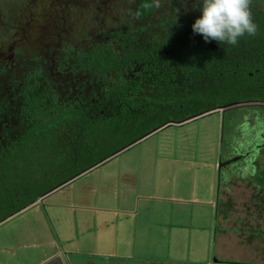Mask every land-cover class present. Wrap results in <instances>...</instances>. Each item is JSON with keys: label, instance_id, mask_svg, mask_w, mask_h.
I'll list each match as a JSON object with an SVG mask.
<instances>
[{"label": "trees", "instance_id": "1", "mask_svg": "<svg viewBox=\"0 0 264 264\" xmlns=\"http://www.w3.org/2000/svg\"><path fill=\"white\" fill-rule=\"evenodd\" d=\"M159 3L157 7L155 0H116L114 9L108 11L110 22L106 26L101 24L107 17L94 15L100 27L89 35L100 31L106 38L88 45L83 54H70L71 67L79 72L86 69L88 83L103 82L91 87V99L88 96L79 102L71 97L60 98L54 82L36 67L27 68L23 75L10 72L3 84L0 69V166L10 157L9 150L20 148L23 140L51 137L58 140L60 148L77 151L85 134L90 138L101 131L113 138L117 131L130 133L118 145L122 147L167 121H182L215 104L264 97V88L257 82V77L264 73L258 57L264 48L263 41L245 36L235 46L218 42L211 49L208 43L197 39L190 25L179 27L175 9L167 8L164 14L162 1ZM239 54L247 57L241 69L236 63ZM256 67L259 71L254 70ZM117 69L123 72L118 80L111 77ZM92 98L99 103L95 108L91 106ZM245 106L264 108V104L255 103ZM261 123L260 138L247 139L249 145L244 156L249 154V160L243 162L245 157L240 155L233 168L224 169L231 175L229 182H244L248 193L241 200L244 206L240 207L251 219L254 234L264 237V123ZM253 125L258 126L255 122ZM111 152L109 147L94 158L86 153V163L59 181ZM222 166L225 165L218 166V182L222 180ZM30 201L13 205L0 220ZM233 203L226 199L223 204L229 207Z\"/></svg>", "mask_w": 264, "mask_h": 264}, {"label": "crops", "instance_id": "2", "mask_svg": "<svg viewBox=\"0 0 264 264\" xmlns=\"http://www.w3.org/2000/svg\"><path fill=\"white\" fill-rule=\"evenodd\" d=\"M135 141L0 220V264H264V237L220 196L217 162L209 172L179 152L129 148Z\"/></svg>", "mask_w": 264, "mask_h": 264}, {"label": "rangeland", "instance_id": "3", "mask_svg": "<svg viewBox=\"0 0 264 264\" xmlns=\"http://www.w3.org/2000/svg\"><path fill=\"white\" fill-rule=\"evenodd\" d=\"M160 1L163 2L164 0ZM89 3L91 2H88L83 7L86 10V17L80 19L82 14L74 12L73 16L75 18L71 17L74 23L70 22L71 27H80L79 29L84 27V29H87V35L99 26L98 21L93 19V16L98 14L91 11L92 7L90 5L92 4ZM90 14H92V18L89 17ZM102 17L107 18H104L106 21L101 25H108L110 21L106 8L102 9ZM14 29L16 30V28ZM7 31L12 34L13 28H8ZM50 31L52 32L53 30ZM241 105L226 108L223 115L217 110H211L203 113V115L194 117L192 120L185 122L184 125H166L160 129L158 128L150 134L137 139L138 141L132 142L129 148L142 149L154 146L157 149L161 147V149L168 150V155L170 156H178L179 152L183 154L182 157H185L184 162L190 158L199 159V161L192 163H200L201 165L204 162L203 165L209 172L212 169L216 170V162L219 158L221 160L229 159L230 161L224 164L225 166H222L220 171L222 175L219 186L220 191L222 189L227 190L219 191L220 196L224 198L225 195H228L239 202V207L241 205L244 206L241 200H244L248 193L244 187V182L242 180L229 182L231 175L224 168H233L239 160L238 157L246 154L249 145L247 139L257 140L260 138L262 129L259 127L262 125L261 122L264 123V108ZM254 122L258 126H252ZM186 127L190 131L189 133L184 132ZM129 134L117 131L116 136L113 138H108V134L101 131L94 132L95 137L92 136L90 138H86L87 134H85L80 143V149L77 151L60 148L57 143L58 140L51 139V137L23 140L20 148L9 150L11 152L10 157L0 166V216L7 210L12 209L13 205L24 202L27 199L34 200L38 193L53 187L68 172L78 169L86 163V153L89 158H94L109 147L114 151V147H120L118 145L123 143ZM102 136H107V138L105 137L106 140H103ZM248 155L244 156L243 162L249 160ZM234 156L236 158L231 160L230 158ZM4 164L6 165L4 166ZM203 169H200L199 173L201 175L198 179L201 184L204 183L201 180L204 177L206 179L204 174H207ZM229 175L230 177H228ZM79 178L77 177L76 181ZM46 198L47 196L44 197V200H47ZM3 222L0 223V231L2 233L6 232L7 228ZM32 242L34 241L30 239L21 240L18 247L19 251L21 253L31 251L30 243Z\"/></svg>", "mask_w": 264, "mask_h": 264}, {"label": "flooded vegetation", "instance_id": "4", "mask_svg": "<svg viewBox=\"0 0 264 264\" xmlns=\"http://www.w3.org/2000/svg\"><path fill=\"white\" fill-rule=\"evenodd\" d=\"M88 2L92 4L90 5L92 7L91 11L102 16V9L106 8L107 12H110V9L112 11L116 0H0V69H2L1 74L3 73L2 83L5 84L6 77L10 75V72L23 75L27 68L36 67L47 73L48 77L54 82L60 98L71 97L79 102L85 100L88 96L91 99V87L103 85L102 80L97 82L94 80L92 83H88L85 79L88 76L86 69L79 72L75 70L74 66L71 67L70 65V54H83L88 45L96 41L100 42L105 37L101 36L100 31L97 33L91 32L90 35H87L88 31L84 27L79 29L80 27H71L70 25V22L74 23V12L83 15L80 19L86 17V10L83 7ZM162 5L164 6L162 9L164 14L167 13V8L176 10L179 27L182 25L192 27L195 19L202 15L200 11L202 0H199V3H197V0H164ZM252 14L254 22L258 25V32L255 36H248L247 34L245 36L264 42V0H253ZM91 15L90 18H92ZM8 28H13L12 34L7 31ZM195 36L205 42L202 35L195 34ZM205 43L213 44L210 48L214 49L218 42L212 40ZM238 56L239 61L236 63H238V69H241V65L245 63L247 57L245 54H239ZM258 57L260 65L263 67L262 72H264V48L262 54H258ZM134 70L135 68L132 69V71ZM254 70L259 71V68L256 67ZM250 73L248 71V74ZM122 75V70L117 69V72L113 73L111 77L118 80L122 78ZM257 82L258 86L263 89L264 73L257 77ZM95 93L98 95L96 91ZM92 100L91 106L95 108L99 103L95 98H92ZM254 103L264 104V97H259ZM221 104L224 103H218L211 107L217 108ZM247 104L250 103L241 106ZM225 109L217 108L215 110L223 115ZM170 123H163L154 130Z\"/></svg>", "mask_w": 264, "mask_h": 264}, {"label": "clouds", "instance_id": "5", "mask_svg": "<svg viewBox=\"0 0 264 264\" xmlns=\"http://www.w3.org/2000/svg\"><path fill=\"white\" fill-rule=\"evenodd\" d=\"M155 3L159 7V0ZM252 3L253 0H202V15L195 19L192 31L202 35L205 42L215 40L235 46L241 37L255 36L258 32Z\"/></svg>", "mask_w": 264, "mask_h": 264}, {"label": "water", "instance_id": "6", "mask_svg": "<svg viewBox=\"0 0 264 264\" xmlns=\"http://www.w3.org/2000/svg\"><path fill=\"white\" fill-rule=\"evenodd\" d=\"M212 45L213 44H211V43H208V46L209 47H212ZM254 102H256L255 100H235V101H232V102H229V103H224V104H221V105H219L217 108H219V109H224V108H229V107H232V106H237V105H241V104H246V103H254ZM217 108H214V107H211L210 109H207V110H204V111H202V112H200V113H198V114H196V115H193L192 117H194V116H198V115H201V114H203V113H205V112H207V111H211V110H215V109H217ZM188 118H190V117H188ZM187 119V118H186ZM186 119H184V120H186ZM183 121V120H182ZM168 122H177V121H167V122H165V123H168ZM178 122H180V121H178ZM146 134H144V135H142V136H140V137H138L137 139H139V138H141V137H143V136H145ZM130 143V142H129ZM128 143V144H129ZM236 158V156H234V157H232V158H230L231 160L232 159H235ZM229 161V159H224V160H220L219 162H218V166H221V165H224V164H226L227 162Z\"/></svg>", "mask_w": 264, "mask_h": 264}]
</instances>
